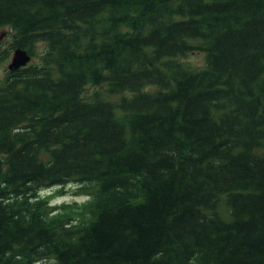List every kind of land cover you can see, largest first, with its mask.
I'll return each instance as SVG.
<instances>
[{
	"label": "trees",
	"instance_id": "1",
	"mask_svg": "<svg viewBox=\"0 0 264 264\" xmlns=\"http://www.w3.org/2000/svg\"><path fill=\"white\" fill-rule=\"evenodd\" d=\"M0 38V264H264V0H0Z\"/></svg>",
	"mask_w": 264,
	"mask_h": 264
},
{
	"label": "rangeland",
	"instance_id": "2",
	"mask_svg": "<svg viewBox=\"0 0 264 264\" xmlns=\"http://www.w3.org/2000/svg\"><path fill=\"white\" fill-rule=\"evenodd\" d=\"M2 43V38H0V44ZM7 46V43L0 45V49H5ZM12 54V53H11ZM11 57L10 56V60L7 59L4 63H3V67L4 69H6V65L10 64L11 62ZM32 60V57H31ZM187 62L190 66L192 67H202L203 65V58L202 56H196V57H191L187 59ZM77 186L75 184H68L64 187H60V188H56L53 190H48L45 192H42L41 195L46 196V194L49 193H57V196L55 197V200L53 201V204L55 205H61L63 203H77V204H81L84 201H86V197L82 196V195H77Z\"/></svg>",
	"mask_w": 264,
	"mask_h": 264
},
{
	"label": "water",
	"instance_id": "3",
	"mask_svg": "<svg viewBox=\"0 0 264 264\" xmlns=\"http://www.w3.org/2000/svg\"><path fill=\"white\" fill-rule=\"evenodd\" d=\"M30 56L24 50L17 49L12 53L11 62L8 65L10 71L16 70L22 66H25L30 62Z\"/></svg>",
	"mask_w": 264,
	"mask_h": 264
},
{
	"label": "bare ground",
	"instance_id": "4",
	"mask_svg": "<svg viewBox=\"0 0 264 264\" xmlns=\"http://www.w3.org/2000/svg\"><path fill=\"white\" fill-rule=\"evenodd\" d=\"M14 51H15V50H14ZM14 51H13V52H14ZM24 51H25V50H24ZM13 52H12V53H13ZM25 52H26V51H25ZM26 53H27V52H26ZM11 55H12V54H11ZM27 55H29V54L27 53ZM29 56H30V55H29ZM30 59H31V56H30ZM30 62H31V60H30ZM30 62H29V63H30ZM27 64H28V63H27ZM22 67H23V66H22ZM84 197H85V196H84Z\"/></svg>",
	"mask_w": 264,
	"mask_h": 264
}]
</instances>
